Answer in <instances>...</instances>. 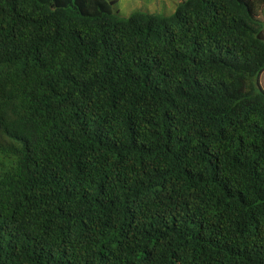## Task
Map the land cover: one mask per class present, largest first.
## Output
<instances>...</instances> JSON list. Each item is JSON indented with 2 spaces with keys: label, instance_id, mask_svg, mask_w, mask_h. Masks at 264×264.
I'll use <instances>...</instances> for the list:
<instances>
[{
  "label": "trees",
  "instance_id": "trees-1",
  "mask_svg": "<svg viewBox=\"0 0 264 264\" xmlns=\"http://www.w3.org/2000/svg\"><path fill=\"white\" fill-rule=\"evenodd\" d=\"M264 0H0V264H264Z\"/></svg>",
  "mask_w": 264,
  "mask_h": 264
},
{
  "label": "rangeland",
  "instance_id": "rangeland-1",
  "mask_svg": "<svg viewBox=\"0 0 264 264\" xmlns=\"http://www.w3.org/2000/svg\"><path fill=\"white\" fill-rule=\"evenodd\" d=\"M113 8L122 18H127L134 11H144L169 15L182 0H112ZM260 86L264 89V74L258 77Z\"/></svg>",
  "mask_w": 264,
  "mask_h": 264
},
{
  "label": "clouds",
  "instance_id": "clouds-1",
  "mask_svg": "<svg viewBox=\"0 0 264 264\" xmlns=\"http://www.w3.org/2000/svg\"><path fill=\"white\" fill-rule=\"evenodd\" d=\"M261 74H264V71H263ZM261 74H260V75H261Z\"/></svg>",
  "mask_w": 264,
  "mask_h": 264
}]
</instances>
